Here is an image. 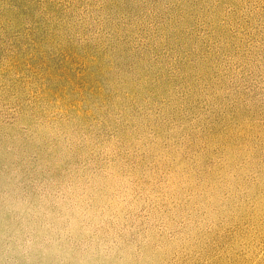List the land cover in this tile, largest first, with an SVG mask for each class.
Listing matches in <instances>:
<instances>
[{
    "label": "rangeland",
    "instance_id": "rangeland-1",
    "mask_svg": "<svg viewBox=\"0 0 264 264\" xmlns=\"http://www.w3.org/2000/svg\"><path fill=\"white\" fill-rule=\"evenodd\" d=\"M0 264H264V0H0Z\"/></svg>",
    "mask_w": 264,
    "mask_h": 264
}]
</instances>
